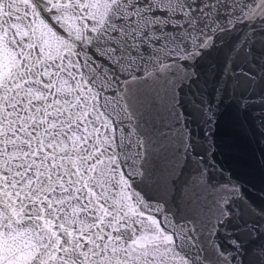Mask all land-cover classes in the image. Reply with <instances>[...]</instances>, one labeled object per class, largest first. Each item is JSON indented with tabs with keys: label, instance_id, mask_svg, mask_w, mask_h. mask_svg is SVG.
Masks as SVG:
<instances>
[{
	"label": "snow or ice",
	"instance_id": "snow-or-ice-1",
	"mask_svg": "<svg viewBox=\"0 0 264 264\" xmlns=\"http://www.w3.org/2000/svg\"><path fill=\"white\" fill-rule=\"evenodd\" d=\"M221 2L0 0L8 58L0 61V264H214L182 253L177 238L195 247V228L174 226L164 204L147 202L132 188L118 145L135 128L126 135L117 120L129 116L126 98L139 84L135 52L157 35L168 12L179 9L187 18L183 34L193 59L215 43L217 31L228 30L217 16ZM223 3L232 18H264V0ZM227 24L235 27L232 19ZM45 32L63 47L50 50ZM93 48L133 83L121 88L88 55ZM169 71L163 55L143 66L152 79ZM196 76L195 68L181 67L170 84L175 90ZM198 179L207 183L206 172ZM215 192L230 216L227 206L242 196L240 187L229 180Z\"/></svg>",
	"mask_w": 264,
	"mask_h": 264
},
{
	"label": "water",
	"instance_id": "water-1",
	"mask_svg": "<svg viewBox=\"0 0 264 264\" xmlns=\"http://www.w3.org/2000/svg\"><path fill=\"white\" fill-rule=\"evenodd\" d=\"M203 2L188 0L190 6ZM226 7L222 0L217 16L228 30L217 31L215 43L193 59H188L191 44L183 34L188 20L179 9L170 10L155 29L157 35L149 34L135 52L141 62L139 84L126 98L129 116L117 120L126 135L132 128L135 134L121 140L118 151L132 188L147 202L164 204L174 226L195 228V247L177 238L182 253L192 259L207 256L214 264L226 259L264 264V18L259 13L232 18ZM44 35L50 50L63 47L54 33ZM5 47L0 40L3 62L8 60ZM87 51L121 88L133 83L108 56L94 48ZM161 55L169 73H157L156 79L144 76L143 66ZM181 67L195 68L197 76L173 90L170 81ZM202 172L205 184L199 183ZM229 180L242 191L227 206L230 216L219 207L215 192Z\"/></svg>",
	"mask_w": 264,
	"mask_h": 264
}]
</instances>
